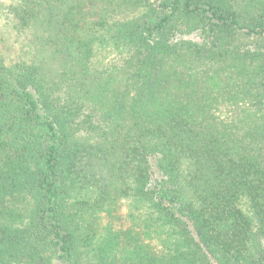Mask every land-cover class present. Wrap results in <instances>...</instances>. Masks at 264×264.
<instances>
[{
    "label": "trees",
    "instance_id": "obj_1",
    "mask_svg": "<svg viewBox=\"0 0 264 264\" xmlns=\"http://www.w3.org/2000/svg\"><path fill=\"white\" fill-rule=\"evenodd\" d=\"M6 10L0 264H264V0Z\"/></svg>",
    "mask_w": 264,
    "mask_h": 264
},
{
    "label": "rangeland",
    "instance_id": "obj_2",
    "mask_svg": "<svg viewBox=\"0 0 264 264\" xmlns=\"http://www.w3.org/2000/svg\"><path fill=\"white\" fill-rule=\"evenodd\" d=\"M15 0H0V38L4 34L8 40L13 38L14 31L11 26L7 23L9 20V13L6 10L8 4L14 2Z\"/></svg>",
    "mask_w": 264,
    "mask_h": 264
}]
</instances>
